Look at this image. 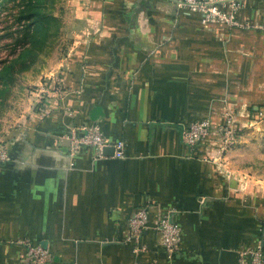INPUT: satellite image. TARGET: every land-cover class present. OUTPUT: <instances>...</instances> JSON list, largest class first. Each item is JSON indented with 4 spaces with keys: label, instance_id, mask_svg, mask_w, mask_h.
I'll use <instances>...</instances> for the list:
<instances>
[{
    "label": "crops",
    "instance_id": "0c3cea01",
    "mask_svg": "<svg viewBox=\"0 0 264 264\" xmlns=\"http://www.w3.org/2000/svg\"><path fill=\"white\" fill-rule=\"evenodd\" d=\"M239 2L246 26L227 28L175 0H74L57 89L0 162V264H27L19 240L51 264H239L257 240L264 250V186L229 174L217 135L181 140L191 123L230 114L239 128L263 107L264 0ZM85 125L123 141L122 156L73 149ZM146 204L181 228L172 258L156 231L125 238Z\"/></svg>",
    "mask_w": 264,
    "mask_h": 264
},
{
    "label": "rangeland",
    "instance_id": "374dc122",
    "mask_svg": "<svg viewBox=\"0 0 264 264\" xmlns=\"http://www.w3.org/2000/svg\"><path fill=\"white\" fill-rule=\"evenodd\" d=\"M75 14L74 0H0V152L32 110L44 107ZM242 125L222 164L230 175L264 186V103Z\"/></svg>",
    "mask_w": 264,
    "mask_h": 264
},
{
    "label": "built area",
    "instance_id": "2783aa9c",
    "mask_svg": "<svg viewBox=\"0 0 264 264\" xmlns=\"http://www.w3.org/2000/svg\"><path fill=\"white\" fill-rule=\"evenodd\" d=\"M178 8H187L198 13L204 24L214 23L227 28L246 26L239 19V0H175ZM58 84L53 86L57 89ZM215 134L220 139V152L226 151L237 139V128L234 124V117L226 114L224 122L215 126L211 118H205L191 123L181 130V140L184 144L192 147L199 143L205 136ZM73 149L79 150L83 146L92 147L96 157H105L104 149L113 148V156L121 157L123 154V141H112L108 139L97 125L83 126L79 134L67 135ZM7 153L0 152V162L7 160ZM147 230L156 231L161 238V242L168 251L170 258L178 250L182 231L176 222L171 218L170 211L161 210L156 216H152L148 204L135 207L129 214L127 221L126 240L130 242H141L142 235ZM25 247L27 264H51L50 251L40 244L31 243L28 240H19ZM144 248L143 245H140ZM239 264H264V250L261 240H257L254 245L240 251L238 254Z\"/></svg>",
    "mask_w": 264,
    "mask_h": 264
},
{
    "label": "water",
    "instance_id": "95a60500",
    "mask_svg": "<svg viewBox=\"0 0 264 264\" xmlns=\"http://www.w3.org/2000/svg\"><path fill=\"white\" fill-rule=\"evenodd\" d=\"M106 150H108V149H107V148H105L103 152H106ZM110 150H111V151H114L112 147H111V149H110Z\"/></svg>",
    "mask_w": 264,
    "mask_h": 264
}]
</instances>
